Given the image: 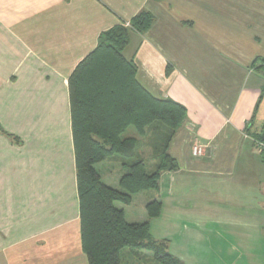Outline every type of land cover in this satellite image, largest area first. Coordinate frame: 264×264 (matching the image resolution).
I'll return each instance as SVG.
<instances>
[{
  "label": "crops",
  "instance_id": "0c3cea01",
  "mask_svg": "<svg viewBox=\"0 0 264 264\" xmlns=\"http://www.w3.org/2000/svg\"><path fill=\"white\" fill-rule=\"evenodd\" d=\"M143 11L155 21L131 30L123 56L146 91L188 115L170 148L179 169L135 195L141 221L127 220H149L183 264L192 248L202 264H264V73L253 66L264 65V0H0V264H89L69 80L103 34Z\"/></svg>",
  "mask_w": 264,
  "mask_h": 264
},
{
  "label": "trees",
  "instance_id": "16d2710c",
  "mask_svg": "<svg viewBox=\"0 0 264 264\" xmlns=\"http://www.w3.org/2000/svg\"><path fill=\"white\" fill-rule=\"evenodd\" d=\"M154 21L143 11L131 28L119 25L103 34L69 80L81 239L89 264H122L126 249L139 261L183 264L169 253L166 240L153 238L149 220L131 223L125 210L116 207V203L131 205L140 193L159 192L162 175L179 169L170 148L187 119V109L146 91L137 80L136 64L123 56L131 30L145 33ZM259 61L253 66L264 73ZM130 129L136 137H125ZM256 140L264 143V135ZM108 162L118 166L120 188L103 181L98 166ZM162 207L161 201L150 202L149 219L160 217Z\"/></svg>",
  "mask_w": 264,
  "mask_h": 264
},
{
  "label": "rangeland",
  "instance_id": "374dc122",
  "mask_svg": "<svg viewBox=\"0 0 264 264\" xmlns=\"http://www.w3.org/2000/svg\"><path fill=\"white\" fill-rule=\"evenodd\" d=\"M0 132L6 134L4 132V130L1 128L0 126ZM137 133L135 132L134 129H130L126 134L125 137H136ZM193 152V150H192ZM146 153H149V148H146ZM203 154H204V150H203ZM202 154V155H203ZM98 169L101 171L102 176H103V181L105 183H107L108 185L112 186V187H117L120 188L118 183H119V179H120V174L118 171V166L114 163V162H108V163H104L103 165L98 166ZM153 193V191H146L144 192V194L142 196L145 197H149L151 194ZM138 198H141L138 197ZM138 201V199H137ZM137 206H126L122 203H116V207L117 208H124L126 209L127 213H128V220L133 222V221H141V220H136V219H140L142 212H141V208L142 206H138V202ZM156 229L157 231H161V230H165V226H161V225H156ZM125 252H127L128 254H126ZM144 255H148V253H146V251H143ZM150 254V253H149ZM190 257H189V261L187 258H185L184 260L187 262L188 264H196V263H201L202 264V249L201 250H196L194 248L191 249L190 252ZM151 258V257H150ZM122 264H154L153 262L149 261L148 259H143L141 258V260H138V257L136 256V254H132L129 253V249H126V251H124L122 253Z\"/></svg>",
  "mask_w": 264,
  "mask_h": 264
},
{
  "label": "built area",
  "instance_id": "2783aa9c",
  "mask_svg": "<svg viewBox=\"0 0 264 264\" xmlns=\"http://www.w3.org/2000/svg\"><path fill=\"white\" fill-rule=\"evenodd\" d=\"M258 145H259V147L262 149V150H264V143H262V142H258ZM202 154H203V147H201V146H195L194 148H193V155L195 156V157H200V156H202Z\"/></svg>",
  "mask_w": 264,
  "mask_h": 264
}]
</instances>
